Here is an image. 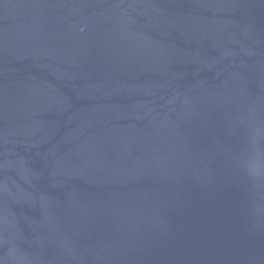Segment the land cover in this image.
Masks as SVG:
<instances>
[{
    "label": "water",
    "instance_id": "obj_1",
    "mask_svg": "<svg viewBox=\"0 0 264 264\" xmlns=\"http://www.w3.org/2000/svg\"><path fill=\"white\" fill-rule=\"evenodd\" d=\"M0 264H264V0H0Z\"/></svg>",
    "mask_w": 264,
    "mask_h": 264
}]
</instances>
